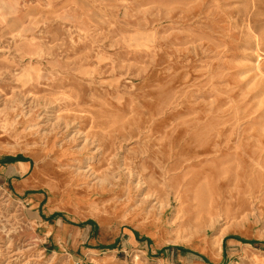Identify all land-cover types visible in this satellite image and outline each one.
Listing matches in <instances>:
<instances>
[{
    "label": "rangeland",
    "instance_id": "1",
    "mask_svg": "<svg viewBox=\"0 0 264 264\" xmlns=\"http://www.w3.org/2000/svg\"><path fill=\"white\" fill-rule=\"evenodd\" d=\"M87 222L264 264V0H0V264H80Z\"/></svg>",
    "mask_w": 264,
    "mask_h": 264
},
{
    "label": "crops",
    "instance_id": "2",
    "mask_svg": "<svg viewBox=\"0 0 264 264\" xmlns=\"http://www.w3.org/2000/svg\"><path fill=\"white\" fill-rule=\"evenodd\" d=\"M99 228L101 227H97L94 225V223L90 222L85 223L84 227L82 228L81 234L83 237L82 241L80 242L82 246L80 247L81 250L79 251L81 254L82 263L80 264H127V262L121 257V252L124 251L121 242L117 243L113 241L111 244L106 245H103L100 241L95 242L96 238L98 237V233H100ZM78 234L75 237H71L72 242L73 240L74 242L78 240ZM121 235L126 236L128 240L131 239L130 235L126 233L124 235V232L121 233ZM115 236L117 238V233ZM64 239L67 240L68 237L65 235ZM74 264H79V262L75 261Z\"/></svg>",
    "mask_w": 264,
    "mask_h": 264
},
{
    "label": "trees",
    "instance_id": "3",
    "mask_svg": "<svg viewBox=\"0 0 264 264\" xmlns=\"http://www.w3.org/2000/svg\"><path fill=\"white\" fill-rule=\"evenodd\" d=\"M12 161L21 160V159H11Z\"/></svg>",
    "mask_w": 264,
    "mask_h": 264
},
{
    "label": "bare ground",
    "instance_id": "4",
    "mask_svg": "<svg viewBox=\"0 0 264 264\" xmlns=\"http://www.w3.org/2000/svg\"><path fill=\"white\" fill-rule=\"evenodd\" d=\"M3 12V11H2ZM8 13V12H7ZM13 16V15H12ZM14 16H15V14H14ZM9 17V16H8ZM11 18V17H10ZM15 21V20H14ZM17 23V22H16Z\"/></svg>",
    "mask_w": 264,
    "mask_h": 264
}]
</instances>
